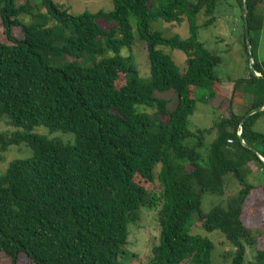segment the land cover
<instances>
[{
    "label": "trees",
    "instance_id": "16d2710c",
    "mask_svg": "<svg viewBox=\"0 0 264 264\" xmlns=\"http://www.w3.org/2000/svg\"><path fill=\"white\" fill-rule=\"evenodd\" d=\"M57 1L0 0L7 41L0 43V124L6 127L0 162L12 147L24 144L32 153L0 174V255L9 264L22 256L31 264H121L128 225L137 224L145 208L157 210L159 227L147 264H211L213 243L190 235V228L222 235L233 249L230 264H245L246 248L254 264H264V228L244 222L264 209L263 201L245 207L257 189L247 181L252 165L264 174V133L254 129L264 110L246 117L264 107V63L255 58L252 38L264 26V0L246 1L259 76L249 70L243 0H237L247 71L233 82L231 99L237 91L253 99L242 115L232 112L230 100L227 115L195 132L188 119L197 92L211 103L222 84L220 58L198 36L214 22L221 0H111V12L78 15ZM184 19L186 39L152 28ZM135 37L146 45L148 79L138 76L131 55H122ZM165 49L185 55L184 72ZM170 91L177 97L172 111L156 96ZM37 127L72 134L74 144L36 134ZM157 166L159 193L148 190ZM230 179L236 194L202 211L203 196L222 198Z\"/></svg>",
    "mask_w": 264,
    "mask_h": 264
},
{
    "label": "rangeland",
    "instance_id": "374dc122",
    "mask_svg": "<svg viewBox=\"0 0 264 264\" xmlns=\"http://www.w3.org/2000/svg\"><path fill=\"white\" fill-rule=\"evenodd\" d=\"M29 1L32 5L37 4L39 0H18L19 4ZM57 3L62 9H67L72 15H78L84 12L95 13L98 11L111 12L113 4L111 0H58ZM263 11V10H262ZM239 7L237 0H221L217 5L214 22L206 27H201L198 31L199 40L204 43L205 48L220 58V64L216 69L217 76L222 79L218 98L211 103L203 100V92H197V102L193 114L188 119V129L192 132L197 130H205L211 128L213 122L222 116L227 115L229 101L231 100V110L235 114L242 115L249 106V102L253 99L252 95L247 96L243 92L237 91L234 97L232 96L233 82L242 76L246 75L247 63L246 56L242 50L239 34L241 33V25L239 18ZM263 15V14H262ZM24 23H28L29 19L21 18ZM205 18L201 15L197 18V25H202ZM153 30L162 31L165 36L178 35L181 39L188 37V25L186 20L181 25L166 24L164 22H156L152 25ZM12 34L17 39H22L19 28H13ZM254 43L257 45L255 50V58L264 63V26L258 34H253ZM0 43H7L0 32ZM166 52H170L165 49ZM175 64L181 72L185 70V55L177 50L170 52ZM122 55L127 57L131 55L134 65L137 69L138 76L141 79L149 77V62L147 59L146 45L135 37V42L130 51H123ZM121 80V81H120ZM123 78H120L117 85H122ZM159 98L168 101V110L172 111L176 107L177 97L174 92H166L156 95ZM6 127L0 124V133ZM254 129L264 133V114L255 123ZM36 134L45 136L49 139H56L64 144H74V136L72 134L50 133L44 127H37L33 131ZM214 138V133L205 137L204 151L209 148L210 143ZM14 149V150H13ZM3 162H0V174L5 170L8 163L15 159H28L32 156L31 151L23 144L19 147H12L5 153ZM160 166L155 168L154 184L148 185V190L158 192L160 183L157 179V173ZM4 169V170H3ZM251 174L247 176V181L254 185L257 189L251 192V195L246 203L247 209L255 203V201H263L264 192L261 187H264V174L261 170H257L252 165ZM238 191V186L234 180L230 179L227 183L225 194L222 198L205 195L202 199V211L207 212L211 207L219 202L226 201L233 197ZM140 220L137 224L130 223L128 225L127 244L124 246V257L121 259V264H147L151 257V248L158 243L159 227L157 223V210H147L141 208ZM245 225L248 228L262 227L264 228V209L257 217H250L248 214L244 216ZM189 234L192 236H200L208 238L214 246L211 253V264H230V254L233 251L224 238L218 232L207 233L203 229L190 228ZM261 247L264 248V238L260 239ZM0 264H9L7 258L0 255ZM18 264H31L24 256L19 258ZM245 264L253 263V253L251 249L246 248Z\"/></svg>",
    "mask_w": 264,
    "mask_h": 264
},
{
    "label": "water",
    "instance_id": "95a60500",
    "mask_svg": "<svg viewBox=\"0 0 264 264\" xmlns=\"http://www.w3.org/2000/svg\"><path fill=\"white\" fill-rule=\"evenodd\" d=\"M246 1L247 0H243V21H244V30H245V36H246L247 53H248V56H249V70L255 76H259L258 74H256L253 71V55H252L250 43H249V40H248V23H247V4H246ZM263 110H264V107L260 108V109L252 110V111H250L247 114L246 117L251 116V115H253V114L257 113V112L263 111ZM260 159L264 162V160L261 157H260Z\"/></svg>",
    "mask_w": 264,
    "mask_h": 264
},
{
    "label": "built area",
    "instance_id": "2783aa9c",
    "mask_svg": "<svg viewBox=\"0 0 264 264\" xmlns=\"http://www.w3.org/2000/svg\"><path fill=\"white\" fill-rule=\"evenodd\" d=\"M228 143H231V141L229 140Z\"/></svg>",
    "mask_w": 264,
    "mask_h": 264
},
{
    "label": "clouds",
    "instance_id": "9594fccd",
    "mask_svg": "<svg viewBox=\"0 0 264 264\" xmlns=\"http://www.w3.org/2000/svg\"><path fill=\"white\" fill-rule=\"evenodd\" d=\"M240 134V133H239Z\"/></svg>",
    "mask_w": 264,
    "mask_h": 264
}]
</instances>
